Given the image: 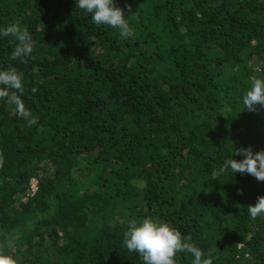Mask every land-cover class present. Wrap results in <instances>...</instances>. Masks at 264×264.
I'll list each match as a JSON object with an SVG mask.
<instances>
[{
    "label": "trees",
    "instance_id": "obj_1",
    "mask_svg": "<svg viewBox=\"0 0 264 264\" xmlns=\"http://www.w3.org/2000/svg\"><path fill=\"white\" fill-rule=\"evenodd\" d=\"M114 4L132 37L75 0H0V27L19 22L34 40L21 61L18 41L0 37V70L23 74L36 117L0 99V252L15 264H143L124 232L150 217L213 264H264V218L247 212L264 182L213 175L232 147L264 150V107L241 103L264 78V0Z\"/></svg>",
    "mask_w": 264,
    "mask_h": 264
},
{
    "label": "clouds",
    "instance_id": "obj_2",
    "mask_svg": "<svg viewBox=\"0 0 264 264\" xmlns=\"http://www.w3.org/2000/svg\"><path fill=\"white\" fill-rule=\"evenodd\" d=\"M75 7L90 16L96 26L118 28L122 38L134 35L123 10L115 6L114 0H75ZM0 37H13L18 41L10 56L12 60L23 61L33 53L32 35L19 22L0 27ZM36 91L33 87L32 92ZM23 94V74L15 68L0 70V99L9 100L15 106L16 114L31 125L36 123V117L22 101ZM241 103L243 109L248 111H255L257 105L264 107V78H251L249 88L241 97ZM232 149V155L241 156L242 159L235 160L231 155L218 169L213 170V175L218 177L230 169L232 174H250L257 181L264 182V150L254 153L251 147ZM247 212L253 219L264 218V196L257 197L255 204L248 205ZM123 245L129 252L138 254L143 264H177L175 258L178 253L190 254L193 264H213L211 257H206L204 252L191 242V238L184 237L178 228L150 217L130 221L124 232ZM0 264L15 262L9 255L0 252Z\"/></svg>",
    "mask_w": 264,
    "mask_h": 264
},
{
    "label": "rangeland",
    "instance_id": "obj_3",
    "mask_svg": "<svg viewBox=\"0 0 264 264\" xmlns=\"http://www.w3.org/2000/svg\"><path fill=\"white\" fill-rule=\"evenodd\" d=\"M33 183H34V182L32 181V185H31L32 187H33ZM34 186H35V185H34Z\"/></svg>",
    "mask_w": 264,
    "mask_h": 264
},
{
    "label": "built area",
    "instance_id": "obj_4",
    "mask_svg": "<svg viewBox=\"0 0 264 264\" xmlns=\"http://www.w3.org/2000/svg\"><path fill=\"white\" fill-rule=\"evenodd\" d=\"M34 185H35V183H33V187H35Z\"/></svg>",
    "mask_w": 264,
    "mask_h": 264
}]
</instances>
